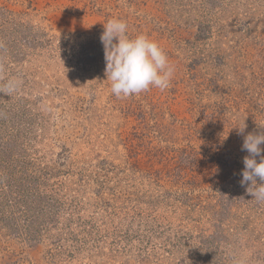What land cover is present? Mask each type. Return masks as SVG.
Segmentation results:
<instances>
[{
  "label": "rangeland",
  "instance_id": "obj_1",
  "mask_svg": "<svg viewBox=\"0 0 264 264\" xmlns=\"http://www.w3.org/2000/svg\"><path fill=\"white\" fill-rule=\"evenodd\" d=\"M112 18L168 89L111 94ZM261 131L264 0H0V264H264Z\"/></svg>",
  "mask_w": 264,
  "mask_h": 264
},
{
  "label": "clouds",
  "instance_id": "obj_2",
  "mask_svg": "<svg viewBox=\"0 0 264 264\" xmlns=\"http://www.w3.org/2000/svg\"><path fill=\"white\" fill-rule=\"evenodd\" d=\"M104 31L100 40L104 47L106 62L105 76L110 92L117 98H128L157 88L164 91L169 88L174 67L160 45L141 34L135 38L127 35V23L118 18L109 19L103 24ZM17 85L9 81L5 88L11 92ZM246 128L238 127L243 135ZM264 131L244 136L242 151L248 153L243 158L240 185L257 202L264 203ZM259 158V162L257 160ZM259 181V183L257 182Z\"/></svg>",
  "mask_w": 264,
  "mask_h": 264
},
{
  "label": "trees",
  "instance_id": "obj_3",
  "mask_svg": "<svg viewBox=\"0 0 264 264\" xmlns=\"http://www.w3.org/2000/svg\"><path fill=\"white\" fill-rule=\"evenodd\" d=\"M239 188H240L239 186L236 187V189H239Z\"/></svg>",
  "mask_w": 264,
  "mask_h": 264
}]
</instances>
